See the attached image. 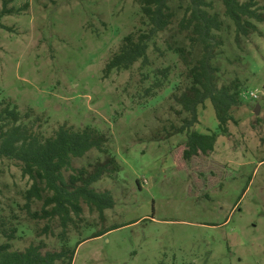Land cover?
Returning <instances> with one entry per match:
<instances>
[{
  "label": "rangeland",
  "instance_id": "rangeland-1",
  "mask_svg": "<svg viewBox=\"0 0 264 264\" xmlns=\"http://www.w3.org/2000/svg\"><path fill=\"white\" fill-rule=\"evenodd\" d=\"M6 1L15 12L5 15L6 27H0V98L43 114L48 133L63 123L107 131L122 166L115 178L95 184L111 191L115 206L105 210V221L86 209L95 227L82 234L87 239L78 245L73 264H264V23H259V33L237 43L221 1L209 0L227 26L215 60L219 82L237 79L241 104L234 108L236 122L228 124L226 133L219 130L209 99L199 107L193 129L218 136L214 151L193 157L189 170L181 161L185 134L153 138L160 123L175 119L163 101L170 86L138 103L145 102L138 98L141 84H149L143 81L145 73L176 64L170 84L179 80L182 63L165 43L173 31L158 37L161 51L149 49L150 66L139 61L104 77L110 54L126 34L141 27L135 0ZM179 2L174 0L177 10ZM178 11L177 19L183 13ZM97 156L93 151L75 164L86 165ZM212 161L224 169L219 172ZM29 186L13 161L0 159L3 212L15 211L20 222L35 227L17 206ZM111 226L120 227L89 237ZM25 236L18 246L31 241ZM77 238L72 231V245ZM46 240L50 248L56 245V240Z\"/></svg>",
  "mask_w": 264,
  "mask_h": 264
},
{
  "label": "trees",
  "instance_id": "trees-1",
  "mask_svg": "<svg viewBox=\"0 0 264 264\" xmlns=\"http://www.w3.org/2000/svg\"><path fill=\"white\" fill-rule=\"evenodd\" d=\"M135 1L141 9V27L126 34L110 54L103 68L104 77L114 70L130 69L139 61L142 67L150 66L149 49L161 51L158 37L173 31L165 43L182 63L179 80L170 84L176 64L158 67L152 74L145 73L143 81L149 84H141L138 90V98H144L145 102L138 103H147L170 86L171 92L163 101L169 103L175 119L160 123L152 137L163 139L185 134L181 161L187 168L193 157L214 151L218 136V132L201 133L193 129L199 122L200 106L208 99L211 101L222 133L227 132L231 121L236 122L233 110L241 104L242 84L237 79L220 84L221 70L215 63L224 44L220 33L227 26L209 0H179L178 10H183L179 19L174 0ZM220 1L223 15L234 25L237 43L241 37L248 39L260 32L264 4L258 0ZM7 3L4 0L0 9V27H6L3 17L15 12V8H7ZM44 124L43 114H36L32 108L23 111L17 104L0 98V159L13 161L28 178L30 186L23 192L24 202L17 206L35 224L29 227L20 222L15 211L6 214L0 206V264H73L78 245L87 239L82 234L95 227L87 218L86 209L105 221V210L115 206L109 189L95 187L102 179L115 178L122 169L112 151L110 134L93 125L75 127L67 123L48 133L43 129ZM93 151L98 153L95 160L86 165L75 164L76 159ZM212 163L219 172L224 169L221 163ZM37 204L39 207L35 208ZM118 227L97 230L89 237H99ZM72 231L78 236L73 245ZM25 235L31 241L18 246ZM43 235L47 237L42 238ZM50 238L56 240L52 248L46 240Z\"/></svg>",
  "mask_w": 264,
  "mask_h": 264
},
{
  "label": "water",
  "instance_id": "water-1",
  "mask_svg": "<svg viewBox=\"0 0 264 264\" xmlns=\"http://www.w3.org/2000/svg\"><path fill=\"white\" fill-rule=\"evenodd\" d=\"M259 111H260V106H259V105H257V107H256V109H255V112L258 114V113H259Z\"/></svg>",
  "mask_w": 264,
  "mask_h": 264
},
{
  "label": "built area",
  "instance_id": "built-area-1",
  "mask_svg": "<svg viewBox=\"0 0 264 264\" xmlns=\"http://www.w3.org/2000/svg\"><path fill=\"white\" fill-rule=\"evenodd\" d=\"M252 96H253V97H257V95H256V94H253V93H252Z\"/></svg>",
  "mask_w": 264,
  "mask_h": 264
}]
</instances>
